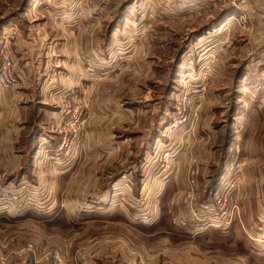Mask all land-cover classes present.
<instances>
[{
	"label": "rangeland",
	"instance_id": "obj_1",
	"mask_svg": "<svg viewBox=\"0 0 264 264\" xmlns=\"http://www.w3.org/2000/svg\"><path fill=\"white\" fill-rule=\"evenodd\" d=\"M166 2L0 0V38L7 31L11 46L18 36L29 39L30 27L34 31L30 40L39 39L37 29L54 35L59 30L67 35L68 27L77 34L84 29L90 33V42H75L77 88L55 99L62 117L77 107L83 110L75 131L62 117L60 129L79 133L77 161L87 142L92 147L97 182L107 174L110 178L123 163L126 168L146 159L158 162L165 147L175 153L171 169L163 171L159 164L154 184L143 186L138 173L132 186L128 181L133 191L124 189L121 198V191L115 194L121 199L116 202L86 200L84 188L74 203L65 201L57 196L64 188L52 185V179L42 185L18 184L1 172L0 264H85L89 247L95 259L101 258L96 264H264V57L208 53L219 46L225 53L228 33H218L215 45L199 40V32L211 20L203 17L200 22L195 15L180 24L174 13L164 12ZM220 3L218 17L223 19V10L233 3ZM232 18L225 24L231 25ZM238 18L240 22L234 20L238 29L246 30L244 14ZM87 23L91 26H84ZM39 44L32 41L31 46ZM62 47L52 48L50 54L61 56ZM57 58L54 64L59 63ZM23 59L16 62V72L23 69ZM24 63L28 65L26 58ZM55 81L60 86V78L59 84ZM154 135L161 137L159 146L146 154L144 147ZM133 146L139 152L131 155ZM237 157L244 165L232 188L235 176L224 177L223 171ZM193 167L199 193L196 215L187 196ZM33 177L31 173L28 180ZM163 180L167 190L159 201ZM212 188L215 196L209 193ZM222 196L231 206V224L224 223L216 209ZM187 227L206 228L198 234L187 233ZM136 242L151 243L147 251L155 258L136 261ZM188 243L197 244L191 253L198 254L199 261L182 260Z\"/></svg>",
	"mask_w": 264,
	"mask_h": 264
},
{
	"label": "crops",
	"instance_id": "obj_2",
	"mask_svg": "<svg viewBox=\"0 0 264 264\" xmlns=\"http://www.w3.org/2000/svg\"><path fill=\"white\" fill-rule=\"evenodd\" d=\"M165 4L166 6L163 8L164 12L171 11L174 13V19H185L184 21H175L180 24L187 23L195 15H199L200 22L203 17L211 20L210 25L208 24L204 30L199 32V40L206 39L207 42L212 41L213 45H215L217 43L215 37L219 36L218 33H228L229 38L225 53H221L224 46L217 47L218 50L212 47L207 50L208 53H215L220 57L227 56L228 58L264 57V0H248L245 5L233 3V6H224L226 9L223 11L226 16L223 19L218 17L221 11L220 5H222L220 0H167ZM172 5L174 7H171ZM177 14L180 16H176ZM240 14H244L246 30L238 29V25L234 21L236 19L239 22L241 21L238 18ZM232 16H235V19ZM231 18L233 19L230 21L231 25H226L225 23ZM168 20L174 21L171 18ZM84 26L91 25L87 23ZM65 30L70 33L63 35V31L59 30L58 34L54 35L56 33L48 29L45 30V34L42 29H37L35 31L39 35V39L30 40V35H33L34 32L30 27V33L26 34L29 39H24V35L22 37L18 36L14 44L12 46L10 44V49L16 62L21 58H26L28 65H25L23 59V69L17 70L19 74L17 75L20 78L18 85L10 89L0 90V173L3 172L11 183L17 182L18 184L28 182L42 185V182L52 179V185L55 183L57 186L61 184L64 188L62 193L57 191L58 198L73 203L80 198L81 193L78 190L82 188L87 190L83 196L86 200L121 201V199L118 200L115 194L121 191V198L124 194V189H128L129 187L128 181H131L130 184L132 186V179L138 173H141L143 186L145 183L148 185V182H153L154 184V172L157 169L159 170V163H155L152 161L153 159L149 161L146 159L142 164L137 161L135 164L127 165L126 168L123 163L120 168L111 173L110 178V174H107L105 179L97 182V177H95L92 170L96 166H93V159L91 157L92 147L88 142L82 149L79 161L77 160L80 156L78 153L76 154V151L71 155H66L58 150L60 137L56 127L61 120L62 114H60L61 105L57 101L58 99L55 98L57 95L70 93L77 88L74 83L76 78L74 66L76 60L75 54L79 56V52L77 51L75 42L78 39L83 42L85 40L87 42L92 40L90 33L86 29L83 30V33L78 34L69 27L65 28ZM32 41L40 43L38 45L39 48L31 46ZM58 45L63 46L61 56L56 55L53 57L50 54L52 52L51 49L55 50ZM57 57H59V63L54 64L53 61L58 59ZM56 73L60 78V86L55 84V80H58L59 84V78L55 75ZM31 74L37 75L33 79L29 76ZM153 138V142L144 147L146 154L149 151L152 152V150L154 153L153 148L157 145L159 146L158 140L161 139L160 135H154ZM120 142L122 143V147H124L123 140H120ZM108 147L110 149L114 148L111 144ZM233 149L234 147L230 146L228 150L232 151ZM130 150L131 155L134 154V151L139 152L138 148L134 146ZM103 166L104 170L109 168L106 161ZM47 167L53 168V170L48 173ZM251 167H253L252 163L250 164ZM31 173L34 177L32 180H28ZM226 174L231 176L230 172H225L224 177ZM86 175H89L94 180L89 181ZM124 178L129 179L124 180ZM251 180H247L248 183ZM222 183L221 181V185ZM161 184L163 191L159 195V201H161L160 197L162 194H165L167 190L165 189L167 186L165 184L168 183L163 180L160 182ZM250 184L254 185L253 183ZM142 185L138 189V195L142 193ZM128 190L133 191V188H129ZM180 193L182 194L183 192L181 191ZM178 196L179 194L175 195L173 201L176 202ZM155 209L157 210V205ZM205 228L199 229L198 227L192 229L187 227L186 232L199 234ZM135 244H137L135 250L138 252L133 257L136 261L138 259L142 261L145 257L148 259L155 258L154 255L148 252L152 249L153 245H149L151 243L136 242ZM185 246L183 257H181L182 260L190 262V260L196 259L199 261V255L191 253V251L196 249L197 244L188 243ZM147 249L149 250L147 251ZM142 250L147 252L142 253ZM169 250L167 249L168 252ZM165 255H167L166 251L163 257ZM94 257L95 254H92V247H89V252L86 251L84 255L85 264H96L98 259H101H95Z\"/></svg>",
	"mask_w": 264,
	"mask_h": 264
},
{
	"label": "built area",
	"instance_id": "obj_3",
	"mask_svg": "<svg viewBox=\"0 0 264 264\" xmlns=\"http://www.w3.org/2000/svg\"><path fill=\"white\" fill-rule=\"evenodd\" d=\"M232 3L238 5L247 4L248 0H230ZM11 36L7 31H4L3 36L0 38V90L10 89L15 85H18L20 82V78L16 72V61L10 49ZM71 114L62 117L64 121H70L72 125V130L75 131L76 123H78L83 116V110L78 107L71 111ZM61 122L57 125V132L60 137V143L58 145V150L66 155H71L74 153L76 148L79 146L77 143L79 133H72V130L67 131L60 129ZM175 156L173 150L169 148H163L161 152V156L159 157L158 162L163 171H168L172 167V161ZM158 157V156H157ZM242 160L237 157L235 158L230 165L225 166V172H230L235 176L234 180H231V187L233 188L236 183L235 180L239 176L240 171L243 168ZM195 167L189 170V180H188V190L187 196L190 202L191 212L193 215H196L199 211V207H196V210H193L194 204L197 203L199 198V193L197 191L198 182H197V171L194 169ZM4 178V177H3ZM3 178L0 177V184L3 181ZM199 203V202H198ZM197 203V204H198ZM196 204V205H197ZM236 205H233L232 208H236ZM216 209L221 213V220L224 223L231 224V206L224 196L219 197L217 201ZM199 219V218H198Z\"/></svg>",
	"mask_w": 264,
	"mask_h": 264
},
{
	"label": "trees",
	"instance_id": "obj_4",
	"mask_svg": "<svg viewBox=\"0 0 264 264\" xmlns=\"http://www.w3.org/2000/svg\"><path fill=\"white\" fill-rule=\"evenodd\" d=\"M60 141V140H59ZM223 172H225V166H224V171ZM216 188V187H215ZM215 188H212V189H210V194H212V195H214L215 196V193H216V189ZM215 191V192H214Z\"/></svg>",
	"mask_w": 264,
	"mask_h": 264
}]
</instances>
